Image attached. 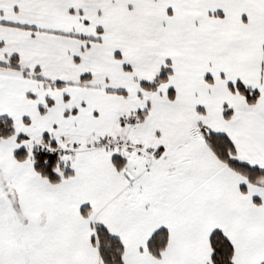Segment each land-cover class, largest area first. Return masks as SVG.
I'll return each instance as SVG.
<instances>
[{
	"label": "snow or ice",
	"instance_id": "obj_1",
	"mask_svg": "<svg viewBox=\"0 0 264 264\" xmlns=\"http://www.w3.org/2000/svg\"><path fill=\"white\" fill-rule=\"evenodd\" d=\"M0 264H264V0H0Z\"/></svg>",
	"mask_w": 264,
	"mask_h": 264
}]
</instances>
